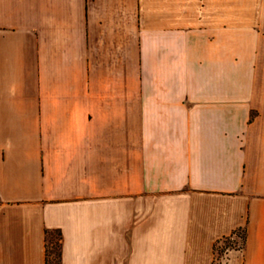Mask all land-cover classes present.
<instances>
[{
    "label": "crops",
    "instance_id": "obj_1",
    "mask_svg": "<svg viewBox=\"0 0 264 264\" xmlns=\"http://www.w3.org/2000/svg\"><path fill=\"white\" fill-rule=\"evenodd\" d=\"M55 232L61 264H264V0H0V264Z\"/></svg>",
    "mask_w": 264,
    "mask_h": 264
},
{
    "label": "trees",
    "instance_id": "obj_2",
    "mask_svg": "<svg viewBox=\"0 0 264 264\" xmlns=\"http://www.w3.org/2000/svg\"><path fill=\"white\" fill-rule=\"evenodd\" d=\"M61 249V232L50 234L46 244V263L61 264Z\"/></svg>",
    "mask_w": 264,
    "mask_h": 264
},
{
    "label": "rangeland",
    "instance_id": "obj_3",
    "mask_svg": "<svg viewBox=\"0 0 264 264\" xmlns=\"http://www.w3.org/2000/svg\"><path fill=\"white\" fill-rule=\"evenodd\" d=\"M243 231H239L237 233V237H236V241L234 242V240H232V238H225L222 240L221 244L218 246L219 247V254L222 256L224 253H226V251L229 249V248H239L238 245H241L242 246V243L243 242Z\"/></svg>",
    "mask_w": 264,
    "mask_h": 264
},
{
    "label": "built area",
    "instance_id": "obj_4",
    "mask_svg": "<svg viewBox=\"0 0 264 264\" xmlns=\"http://www.w3.org/2000/svg\"><path fill=\"white\" fill-rule=\"evenodd\" d=\"M232 240H234V239H232Z\"/></svg>",
    "mask_w": 264,
    "mask_h": 264
}]
</instances>
